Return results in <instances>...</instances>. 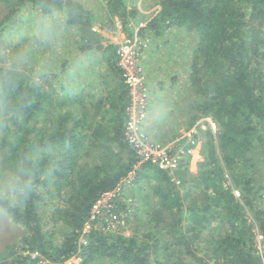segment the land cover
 I'll return each mask as SVG.
<instances>
[{
  "label": "trees",
  "instance_id": "16d2710c",
  "mask_svg": "<svg viewBox=\"0 0 264 264\" xmlns=\"http://www.w3.org/2000/svg\"><path fill=\"white\" fill-rule=\"evenodd\" d=\"M129 1L106 4L133 38L128 25L140 15ZM42 2L0 0V47L9 43L14 15L27 5L42 11ZM47 2L69 10L76 46L62 72L45 73L37 87L26 75L17 89L28 100L22 121L0 129V162L14 138L42 156L27 205L11 215L4 210L23 235L0 251V264H36L32 252L49 264L73 256L78 264H264L256 241L264 235V0H160L159 11L141 28L158 38L186 30L196 39L183 113L191 115L189 125L210 116L218 128L202 130L205 160L196 174L188 159L174 170L141 162L126 136L131 95L118 64L119 46L104 42L83 1ZM89 61L102 63L104 71L95 72ZM75 62L91 72L95 85L86 82L72 92L74 80L62 76ZM135 170L138 181L148 176L141 188L146 215L135 234L84 232L94 202Z\"/></svg>",
  "mask_w": 264,
  "mask_h": 264
},
{
  "label": "rangeland",
  "instance_id": "374dc122",
  "mask_svg": "<svg viewBox=\"0 0 264 264\" xmlns=\"http://www.w3.org/2000/svg\"><path fill=\"white\" fill-rule=\"evenodd\" d=\"M86 6L92 9L95 16L94 27L99 30L105 37L104 42H113L120 46L124 44L125 38H129L127 30L117 16H110L107 9V0H81ZM160 0H131L129 6L136 5L139 10V15L135 20H132L128 25L129 31L134 32V37L137 36L138 61L136 69L139 71L145 89L147 90V97L144 105H137L131 101L132 113L137 115L139 122L137 124L138 132L146 143L153 147L160 145L161 147L172 146V153L178 158V163L188 159L189 170L192 174H196L199 170L200 162L205 160L203 154L204 135L202 130L211 128L215 133L217 131V124L210 116H201L192 125L191 115L188 116L183 113L186 95H189V80H188V61L196 43L194 34L186 30H169L168 33L161 38L149 34H144L141 28H144L148 21L151 20L160 9ZM4 5L0 4V15L5 13ZM39 12L37 8H32L27 5L24 8V14H32ZM75 30L67 27L66 33L63 37V42L60 48L52 52L50 49H40L35 53L32 63L27 65L24 72L28 76H32L43 69V74L39 80L44 78V74L50 72L51 74L61 73L64 58H72L73 47L75 44ZM146 32V31H145ZM143 35H145L143 37ZM130 38V39H134ZM10 43L9 36L7 39ZM8 43V44H9ZM6 45V44H5ZM71 53V54H70ZM45 61H49L45 64ZM92 63V62H91ZM91 69L96 72V69H102V63L95 65L88 62ZM74 68L70 69L75 72L74 84L72 92H80L86 87V82L94 81L91 72L86 73V70L79 62L73 64ZM96 67V68H95ZM85 72L84 75H81ZM68 73V72H67ZM62 78L66 79V74ZM88 80V81H87ZM148 81V85L145 84ZM68 82V81H67ZM57 84V83H55ZM71 84V85H72ZM72 88V87H71ZM135 96H138L137 94ZM182 101V105L181 102ZM191 145V146H189ZM188 146V149L186 147ZM138 172L135 170L126 177L120 184L118 193L119 204L117 210L121 213V223L117 226L108 224L105 218H99L97 222H89V227H84V232H89L95 228L108 235L124 234L132 236L136 232L139 225L138 220L145 218V202L142 187L148 182V176L143 177L140 181L136 179ZM183 190V189H182ZM235 193L239 192L235 189ZM48 201V200H46ZM50 202H48L49 204ZM51 205V204H50ZM123 207V208H122ZM49 209V206H46ZM256 230V229H255ZM23 235V229L14 224L6 215L5 211L0 209V251L8 243L19 240ZM257 244L260 248V253L264 249V243L259 241L257 234ZM41 256V255H37ZM44 258V256H43ZM45 257L44 264H49L50 261ZM80 258L73 256L62 264H78ZM107 260H99L91 264H108Z\"/></svg>",
  "mask_w": 264,
  "mask_h": 264
},
{
  "label": "clouds",
  "instance_id": "9594fccd",
  "mask_svg": "<svg viewBox=\"0 0 264 264\" xmlns=\"http://www.w3.org/2000/svg\"><path fill=\"white\" fill-rule=\"evenodd\" d=\"M39 7L42 11L32 14L18 12L9 26L10 43L0 47V129L16 125L22 121L23 109L28 100L17 96L21 81L28 79L24 69L32 63L40 49L57 51L67 29L69 10L58 8L44 0ZM49 61H45L48 64ZM43 69L30 78L33 88L40 83ZM69 70L66 80L75 78ZM42 156L25 151L17 139H12L6 157L0 162V209L9 215L23 209L36 190V173ZM49 168L47 175L51 174Z\"/></svg>",
  "mask_w": 264,
  "mask_h": 264
},
{
  "label": "built area",
  "instance_id": "2783aa9c",
  "mask_svg": "<svg viewBox=\"0 0 264 264\" xmlns=\"http://www.w3.org/2000/svg\"><path fill=\"white\" fill-rule=\"evenodd\" d=\"M137 42H139L137 36H135L133 40L125 38L124 44L120 45L118 48V64L124 69L125 81L130 88L132 104L135 105L136 103L137 105H144L147 97V90L145 89L143 77L140 76L139 71L135 68L139 55L137 51ZM136 94L138 96H135ZM132 104L128 107L129 119L126 126V136L132 147L140 154L141 162L148 161L157 164L161 168L174 170L178 165V158L171 154L172 146H165L163 148L158 145L157 147H153L151 144L142 140L138 132L139 127L137 126L139 118L132 113ZM120 184L113 190L105 191L94 202L91 210V217L85 224L86 227L90 226L89 222H97L99 218H105L111 226H117L121 223L122 215L116 208V200L118 199ZM258 238L259 241L264 243V235L258 234ZM31 255L33 258L38 259L36 264H44L45 257L43 258L42 254L39 252H32ZM261 255L264 262V249L262 250Z\"/></svg>",
  "mask_w": 264,
  "mask_h": 264
}]
</instances>
